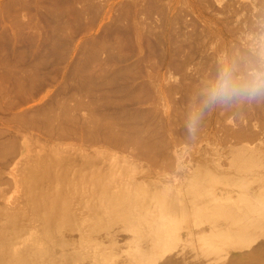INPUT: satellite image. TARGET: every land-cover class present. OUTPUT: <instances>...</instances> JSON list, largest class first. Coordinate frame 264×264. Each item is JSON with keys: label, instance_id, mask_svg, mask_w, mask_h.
Here are the masks:
<instances>
[{"label": "rangeland", "instance_id": "obj_1", "mask_svg": "<svg viewBox=\"0 0 264 264\" xmlns=\"http://www.w3.org/2000/svg\"><path fill=\"white\" fill-rule=\"evenodd\" d=\"M256 18H264V0H0V232H2L0 239H6V242L0 243V246L4 244L3 248L0 247L3 251H1L3 257L0 255V264H15L14 262L23 264L26 260L27 264L33 262L63 264L68 257L66 264H77L79 260L78 264H84L86 261L85 264H102L100 262L121 264L123 259H133L135 264H159L172 253L173 247L175 264H207L210 260L214 261L215 253L208 254L206 250L197 247L198 243L188 241V236L181 230V225L190 221L191 226H196L194 224L198 223L201 210L209 214V217L213 214L214 217H221L224 205L235 207L237 213L242 212L251 203L257 206V211L264 210V201L254 199L253 203L247 198L249 192L246 185L252 180L262 178L263 173L255 168L256 166L252 168L240 166L238 161H235L237 152H234L245 147L253 153L261 151V155L260 153L257 155L262 157L261 162H263L264 103H259L262 106L252 103L253 105L217 106L211 109L198 140L187 153L183 144V121L190 99L197 93L201 83L214 74L218 59L225 54L233 53L242 45L246 33L253 29ZM118 33L122 37L121 41L116 37ZM138 88H141L140 91ZM111 96L114 98H110ZM117 98L119 100H115ZM38 155L40 159L42 158L41 161L44 158L45 160L48 158V161L41 162L38 160ZM49 161L53 165L57 163L56 167L52 168ZM34 162L36 165L47 164L46 167L51 165V171H48L51 173L47 176L52 174L54 177L50 176L52 180L47 177L50 182L46 183L42 180L44 177H39L38 174L42 173L43 169L41 166L40 171L36 166L37 175L33 173L42 183L45 182L43 185L46 187L43 188L46 189L48 186L46 190H50L47 191L49 196H53L51 192L57 193L60 190L56 188L59 185L65 190L62 191L63 193L66 191L71 193L69 197V193H64L63 196L62 193H58L61 198L65 195L69 198V206L66 204L68 207L65 208L71 209L73 206L71 210L63 209L65 206L63 202L67 203L66 197L65 201L63 199L59 201L63 203V207L58 203L61 213L62 210H65V213L67 210L69 218L73 216V221L67 224L69 227L73 222L71 223L73 228L70 226L66 229L65 226L67 233L60 230L64 225L60 228L56 226L59 224L57 220L53 225L54 229L51 227L52 232L55 233L51 237L49 226L55 221L48 226L41 217L43 211L36 209L39 197L35 198V196L43 195L46 191L41 188L43 192L36 191L38 194H35L37 187L31 189L35 194L33 198L36 202L30 195L31 191L30 193L28 191L27 185L30 181L27 176L30 170L34 172L30 169ZM87 174L90 175L91 183H88ZM202 174H210L214 181L206 182L208 185L210 183L209 188L208 185L206 187L203 184L199 190H192L196 187L194 183L203 179ZM25 179L27 183L24 182ZM106 180L112 187L110 192H113L114 197L117 193L119 194L117 196L123 194L128 196L136 192L134 189L144 185L142 188L148 189V192L155 190L156 194H165L166 197L170 196L169 200L173 198L177 201L174 203L177 206H175L176 211L172 201L169 202L166 197L163 204V200L159 199L160 203L159 200L156 201L159 195L155 196V192L152 194L154 197L151 193L149 196L142 192L146 197H143L144 194L141 195L139 201L146 198L141 202L146 210L144 208L142 213L141 209L139 215L137 214L142 220L139 225L136 221L135 224L129 222L133 225H130L133 227L131 230L133 233L123 221H121L123 224L119 225L125 229V224L130 236L127 234V229L123 230L118 226L115 228L118 231L122 229L127 235L123 233L122 236L123 231L118 233L114 227H109L107 230L104 227L108 223L105 212L107 208L102 211L104 206L107 207L106 199L104 200L107 197L101 198L104 194H99ZM112 181L115 183L113 184ZM97 182H102L103 186L100 184L97 188L98 184L95 185ZM82 184L83 186L86 184L84 189ZM90 184L95 187H91ZM77 188L81 191L78 192ZM85 188L89 189L85 191L86 194L83 193ZM93 189L95 191L100 189V192L97 193ZM122 189H125L126 193ZM127 189H131L132 192ZM141 190L136 192L137 197L140 196ZM48 195L46 197L50 199L51 196ZM60 195L53 198H58ZM148 196L150 201H147ZM76 197L77 199L79 197V200ZM151 197L156 199L153 200ZM189 202L190 206L187 207L185 204ZM165 206L170 210L173 206L174 211L168 210ZM185 206L193 212L188 211L192 213L191 217L187 214L188 209H184ZM69 211L73 215L70 216ZM101 211L102 217L104 216L106 220L99 218ZM1 213L4 216H1ZM8 214L14 220L13 230L7 223L11 219L6 221ZM94 216L98 219L93 218ZM148 220H151L149 222H152L154 227L158 226L156 230L154 227L150 228L152 223L150 227L148 226ZM43 221L47 225V230ZM102 221L106 222L105 225ZM99 223L104 225V228L99 225L103 228L102 231L97 226ZM54 226L59 229H55ZM6 227L11 229L8 230ZM70 228L74 229V232L78 231L76 232L78 235L72 233ZM149 228L155 230L154 235L152 231L149 232ZM48 229L50 235L47 233ZM96 229H99L98 232ZM238 229L236 222L227 221L224 238L228 241L239 240L240 237L232 235ZM105 230L108 232L100 236ZM139 230L148 234L143 231L138 232ZM117 233L120 235L116 236ZM150 233L152 238L148 236ZM65 234L68 236L66 237ZM72 235L75 238L77 236L78 240L77 238L76 240L82 245L78 242V246L74 245L76 243L74 238H69H72ZM155 235L160 236L161 240H156ZM81 236L82 241H80ZM64 237L72 240L73 245L70 241L64 240ZM143 237H147L149 241L154 237L156 241H150L152 248L151 245L148 246L149 241L148 244L146 243L147 238ZM254 237L257 243L264 245V234ZM143 239L146 240L145 245H142ZM62 240L68 243L63 244ZM205 241L211 240L208 238ZM103 242L106 244H101ZM113 242H116V246ZM177 242L179 243L176 244ZM69 243L71 246L68 245ZM85 243L87 245L83 246ZM74 246L81 247L76 249ZM145 247H149V250ZM123 248L131 252L127 253ZM13 249L16 251L14 252ZM51 249H53L52 253ZM45 250L46 253L49 250L48 253L51 254H46ZM77 250L81 253H78L79 257L76 255V252H79ZM9 251L12 253L10 254ZM39 251L44 253L39 254ZM15 253L22 254L23 257ZM68 253L74 255L70 256ZM84 254L90 256L89 260L84 258ZM107 259L110 261L108 262ZM258 263L264 264L263 261L256 262Z\"/></svg>", "mask_w": 264, "mask_h": 264}, {"label": "bare ground", "instance_id": "obj_2", "mask_svg": "<svg viewBox=\"0 0 264 264\" xmlns=\"http://www.w3.org/2000/svg\"><path fill=\"white\" fill-rule=\"evenodd\" d=\"M252 22V21H251ZM252 24V23H251ZM237 27H239V26H237ZM240 29V28H239ZM129 30V29H128ZM241 30V29H240ZM121 32V31H120ZM129 32H130V30H129ZM136 33H138V32H136ZM143 33V32H142ZM120 33H118V35H119ZM127 34V33H126ZM135 34V33H134ZM118 35H116V37L118 38V39H120V41H121V39H122V37H121V35H119V37H121V38H119L118 37ZM150 35V34H149ZM129 36V35H128ZM151 37H152V35H151ZM130 38V37H129ZM139 38V37H138ZM145 38V37H144ZM133 39V38H132ZM150 39H152V38H150ZM117 40V39H116ZM119 41V40H118ZM120 41H119V43H120ZM125 41V40H124ZM127 41V40H126ZM137 41H138V39H137ZM117 42V41H116ZM140 42V41H139ZM118 43V44H119ZM147 43V42H146ZM148 45V44H147ZM153 45V44H152ZM158 49V48H157ZM162 49V48H161ZM151 50V49H150ZM148 51V50H147ZM153 51V50H152ZM159 51V50H158ZM151 54V53H150ZM181 55V54H180ZM156 56V55H155ZM163 56V55H162ZM177 61V60H176ZM148 62H149V59H148ZM151 62V61H150ZM186 62V61H185ZM140 64V63H139ZM149 64V63H148ZM152 64V63H151ZM142 65V64H141ZM178 65V64H177ZM151 66V65H150ZM137 70V69H136ZM147 70V69H146ZM145 70V71H146ZM139 72V71H138ZM120 73V72H119ZM134 73V72H133ZM122 75V74H121ZM129 75V74H128ZM134 75H135V73H134ZM125 77V76H124ZM128 77V76H127ZM134 77V76H133ZM116 79V78H115ZM128 79V78H127ZM134 85V84H133ZM133 85H132V87H133ZM151 86V85H150ZM131 87V88H132ZM88 88H89V86H88ZM92 88H94V86H92ZM92 88H91V90H92ZM128 88V87H127ZM137 88V87H136ZM109 89V88H108ZM139 89H141V88H138V90ZM90 90V91H91ZM137 90V89H136ZM95 91V90H94ZM140 91V90H139ZM139 93V92H138ZM109 96V95H108ZM138 96V95H137ZM110 98H114V97H110ZM136 98V97H135ZM109 100V99H108ZM112 100V99H111ZM111 100H109V101H111ZM115 100H119L118 98L117 99H115ZM130 100H131V98H130ZM108 101V102H109ZM124 101V100H123ZM113 102H115L114 100H113ZM105 104H106V102H104ZM110 103V102H109ZM118 104H119V102H118ZM258 104V103H257ZM107 105V104H106ZM253 105V104H252ZM259 106H262V105H260V104H258ZM264 105V104H263ZM109 106V105H108ZM114 106V105H113ZM255 106V105H254ZM257 106V105H256ZM251 107V106H250ZM264 107V106H263ZM262 108V107H261ZM258 109V108H257ZM258 110H261V109H258ZM244 111V110H243ZM245 112V111H244ZM249 112V111H248ZM264 112V111H263ZM262 112V113H263ZM259 114V113H258ZM264 120V119H263ZM264 123V122H263ZM108 124V123H107ZM221 124V123H220ZM106 127L108 126V125H105ZM246 126V125H245ZM247 129V128H246ZM109 130H110V128H109ZM112 130V129H111ZM247 131V130H246ZM112 132V131H111ZM242 132V131H241ZM113 136V135H112ZM116 136V135H115ZM238 137V136H237ZM114 138V137H113ZM128 139V138H127ZM132 139V138H131ZM125 141V140H124ZM132 141H134V139H132ZM136 142V141H135ZM141 143V142H140ZM136 144H137V142H136ZM149 145V144H148ZM144 146V145H143ZM245 146V145H244ZM243 145H242V147H244ZM239 147V146H238ZM241 147V146H240ZM234 148V147H233ZM232 148V149H233ZM235 148H237L236 146H235ZM246 148V147H245ZM245 148H242V149H238L237 151H234L235 153L237 152V156H235V161L237 162L238 161V163L240 164V166H248V168L249 167H255V168H258L262 173H263V177L262 178H259V179H257V180H252L250 183H248V184H246L247 185V191L249 192V196H247V198H250V200L252 201V200H254V199H256V200H259V201H264V158H263V162H261L262 161V157H260L259 155H261V151L260 152H256V153H253L252 151H250V150H247V149H245ZM147 149V148H146ZM248 149H249V147H248ZM255 149H257V148H255ZM260 149V148H259ZM152 150H153V148H152ZM151 150V151H152ZM235 150V149H234ZM143 151H144V149H143ZM147 151V150H146ZM150 151V150H149ZM263 153H264V151H262ZM55 153V152H54ZM146 153V152H145ZM148 153V152H147ZM257 153L259 154V155H257ZM149 154H151V153H149ZM263 155V154H262ZM39 156V155H38ZM57 157H58V154H57ZM60 157V156H59ZM32 158V157H31ZM42 159V158H41ZM41 159H40V156L38 157V160H40L41 161ZM47 160H45V158L43 159L44 161H48V158H46ZM49 159H51V156L49 157ZM31 160V159H30ZM37 160V161H38ZM42 160V161H43ZM53 160V159H52ZM41 161V162H42ZM51 161V160H50ZM49 161V163H51ZM56 161H57V159H56ZM36 162V161H35ZM34 162V163H35ZM39 163V162H38ZM46 163H48V162H46ZM55 163V162H54ZM57 163H55V165H56ZM34 166V168H32L33 166ZM32 165H30V166H32V167H30V169H32L34 172H32L31 170H30V172L33 174V173H37L38 174V170L40 171L41 170V168H43L42 169V173L40 172L38 175H39V177L40 178H45V176H46V178L49 176H47V174H50V173H48V171H51V169H50V166L53 168V166L54 167H56L55 165H53V163H51V165L47 168L46 167V165L47 164H44L43 165V163H42V165H40V163H39V165H36V163L35 164H32ZM236 165H237V163H236ZM39 168H37V167ZM40 166H41V168H40ZM44 166V167H43ZM242 166V167H243ZM47 168V170H46V168ZM44 168H45V170H44ZM214 168V167H213ZM35 169H38V170H35ZM49 169V170H48ZM198 169H200V168H198ZM57 170V169H56ZM206 170V169H205ZM216 170V169H215ZM26 171V170H25ZM37 171V172H36ZM53 171V170H52ZM203 171V170H202ZM209 171V170H208ZM247 171V170H246ZM245 171V172H246ZM30 172H28V175L30 176V175H32ZM54 172H55V170H54ZM57 172V171H56ZM58 172H60V171H58ZM63 172H64V170H63ZM199 172V171H198ZM237 172V171H236ZM259 172V171H258ZM30 173V174H29ZM210 173H211V171H210ZM257 173V172H256ZM35 174H33L31 177H29V176H27L29 179V181H30V183H29V181H28V185L27 186H29V188H28V191H29V193H30V191H31V193H33L32 192V190L31 189H33V188H36L37 187V189L39 188V190L42 188V189H44L46 192H43V190L41 189L40 191L39 190H37V189H35V194H38V193H36V191L37 192H39V193H42L43 192V195H45V196H43L42 194H39V195H36L35 196V198L38 196L39 198H37V202L35 201L36 199L35 198H33L34 196L33 195H35L34 193L33 194H31L30 193V195H31V197L33 198V200L36 202V205H37V207H36V209L38 210V211H40V210H42L43 211V215L41 216L43 219H44V221L46 222V224H48V226H49V224L51 225V223L52 222H54L51 226H49L50 227V229H51V227H52V229H54L53 228V225L56 223V221L58 220L59 221V224H56V226H58L59 228H60V226L61 225H64V226H61V229L60 230H63V231H65V233H67V231L65 230V226L67 227L68 225L67 224H69V222L72 220L73 221V216L72 217H70V218H72V219H70L69 218V216H68V213H67V210H71L72 208H73V206H71L72 208L71 209H67V208H65L67 205H68V203H69V198H67V196L65 195L64 196V198L62 197L61 198V195L63 196L64 195V193L66 194L67 193V191L66 192H62V191H65V190H63L62 188H61V186L59 185V187H56V188H58V189H60L59 191H61V192H59V191H57V193L55 192H51V193H53L52 195L53 196H51V198L50 199H48L47 197H46V195H48V193H47V191H50V190H46V189H48V186H47V188L45 189V188H43V183L45 184V182L47 183V182H50V180H52L51 179V177L50 176H52V177H54L52 174L49 176V178H50V180H48L49 178H43L42 180L44 181L45 180V182H41L40 181V178H38L37 176H34ZM36 174V175H37ZM40 174H42L43 176H41ZM44 174H46V175H44ZM56 174V173H55ZM60 174H62V173H60ZM59 174V175H60ZM78 174V173H77ZM197 174V173H196ZM195 174V175H196ZM200 174V173H199ZM203 174H205V173H203ZM202 174V175H203ZM239 174V173H238ZM79 175V174H78ZM81 175V174H80ZM83 175V174H82ZM88 176V178L90 177V175L89 174H87ZM201 175V176H202ZM214 175V174H213ZM216 175H218V174H216ZM248 175V174H247ZM256 175V174H255ZM255 175H253V176H255ZM71 176V175H70ZM85 176V175H84ZM95 176V175H94ZM94 176H92V178L94 177ZM205 176V177H204ZM215 176V175H214ZM218 176H220V174L218 175ZM233 176V175H232ZM86 177V176H85ZM200 177V176H199ZM251 177H252V174H251ZM256 177H261V176H256ZM26 178V177H25ZM59 178V177H58ZM87 178V179H88ZM104 178V177H103ZM102 178V179H103ZM202 178V177H201ZM222 178V177H221ZM221 178H219V179H221ZM68 179V178H67ZM83 179V178H82ZM96 179V178H95ZM100 179V178H99ZM105 179V178H104ZM107 179V178H106ZM197 179H199V178H196V180ZM233 179V178H232ZM231 179V180H232ZM22 180V179H21ZM54 180H55V178H54ZM53 180V182H55ZM69 180V179H68ZM79 180V179H78ZM89 180V182L88 183H91V180H90V178L88 179ZM98 180V179H97ZM108 181L110 180V179H107ZM106 180V183L108 182ZM210 180L212 181H214V179H211V176H210V174L209 175H203V179L202 180H197L196 181V183H194V184H196V187L194 188V189H192V190H199L202 186H203V184H205L206 185V187H207V185H208V183H206V182H210ZM229 180V182H231L230 181V179H228ZM42 183V186H40L41 185V183ZM56 181L58 182V180L56 179ZM62 180L60 179V182H61ZM67 181V180H66ZM65 181V182H66ZM84 181V180H83ZM101 181V180H100ZM104 181V180H103ZM194 181V180H193ZM25 183H27L26 182V179H25V181H24ZM39 184H38V183ZM52 182V183H53ZM65 182H63V183H65ZM80 182V181H79ZM82 182V181H81ZM94 182V181H93ZM98 182H99V180H98ZM95 183V185L96 184H98V187L97 188H99V185L102 183V182H100V183ZM113 182V181H112ZM205 182V183H204ZM236 182V181H235ZM235 182H234V184H235ZM62 183V182H61ZM60 183V184H61ZM68 183V182H67ZM67 183H65V184H67ZM83 183V182H82ZM106 183H103V184H105L106 185ZM115 182H113V184H114ZM129 183V182H128ZM233 183V182H232ZM38 184V185H37ZM54 184V183H53ZM79 184V183H78ZM93 184V183H92ZM103 184H101V186H103ZM193 184V185H194ZM231 184V183H230ZM47 185V184H46ZM57 185H58V183H57ZM69 185H72V184H69ZM77 185V184H76ZM95 185L93 186V185H91L90 184V186L92 187H95ZM104 185V186H105ZM107 185H108V183H107ZM107 185L104 187H102V189H103V191H107V192H109L110 194V196L109 195H107L108 193L107 192H103L102 191V189H101V193H99L100 192V189L98 190V191H95L94 189V191L95 192H97V193H99V194H104L105 195V193H106V196H104V195H102L101 196V198H104V197H107V198H104V200L106 201V204H107V207L106 206H104L105 208H104V210H102L103 212L105 211V209L107 208V210L105 211L106 212V219H107V221L106 222H108L107 224L109 225V226H106L105 225V223H104V221H102V223H104V227H106L105 229H107L108 230V228L110 227H116V226H118L119 228L121 227L122 228V226H120V225H122L123 223H127V226L130 228L129 230L131 231L132 229H133V227H131V226H133V225H131V224H129V222H132V223H134L135 221H136V223L138 222V224L137 225H139V222H142V220H140V218L138 217V215H139V213H140V210L142 211V213H143V209L145 208L144 206L145 205H141V202L143 201H145L146 200V198H144L143 200L141 199V202L139 201L140 200V198H141V195L143 196V194L144 193H146L147 195L149 194V193H151V195L152 194H154V192H155V190L153 191V192H151V191H149L148 192V189L147 190H145V188H142V187H144V185L142 186V187H139V189H134V190H136V192H138V190H140V189H144V191H142L141 190V192L139 193V195L140 196H138L137 197V193L136 192H134V190H133V188H132V191L134 192V193H136V195L134 194V193H131V194H129V193H127V194H129V195H131V196H125L124 194H123V196L121 195V196H117V195H119L118 193L117 194H115V197H114V194H113V192L111 193L110 192V185H108L109 187H107ZM111 185H112V183H111ZM209 185H210V183H209ZM209 185H208V188H209ZM26 186V185H25ZM26 186V187H27ZM53 186H55V185H53ZM85 187H86V184L84 185ZM84 186H83V184H82V187H83V189H84ZM97 186V185H96ZM137 186V185H136ZM136 186H135V188H136ZM139 186H141L140 184H139ZM150 186V185H149ZM148 186V187H149ZM186 186V185H185ZM192 186V185H191ZM44 187H46V186H44ZM62 187H66V186H62ZM76 187V186H75ZM80 187H81V185H80ZM80 187H78V188H80ZM127 187H129V185H127ZM130 187H131V185H130ZM187 187V186H186ZM55 187H54V191H56L55 189H56ZM67 188V187H66ZM72 188V187H71ZM78 188H77V190H78ZM109 188V190H107ZM112 188V187H111ZM123 188V187H122ZM138 188V187H137ZM152 188V187H151ZM188 188V187H187ZM204 188V187H203ZM207 188V189H208ZM25 189V188H24ZM52 189V188H51ZM57 189V190H58ZM92 189V188H91ZM150 189V188H149ZM157 189V188H156ZM190 189V188H189ZM243 189H245V188H243ZM27 190V189H26ZM34 190V189H33ZM68 190V189H67ZM74 191H75V188L73 189ZM72 190V191H73ZM80 190V189H79ZM79 190H78V192H79ZM89 190V189H88ZM88 190H86V188H85V190H84V194H86V192L88 191ZM123 190V192L125 191V189H122ZM150 190H152V189H150ZM202 190H204V189H202ZM42 191V192H41ZM70 191V190H69ZM71 191V192H72ZM74 191H73V193H74ZM81 191V190H80ZM86 191V192H85ZM114 191V190H113ZM127 191H131V189L129 190V189H127ZM131 191V192H132ZM148 193H147V192ZM161 191V190H160ZM26 192V191H25ZM81 192V193H82ZM91 192H92V190H91ZM90 192V193H91ZM122 192V191H121ZM120 191H119V193H121ZM142 192H144V193H142ZM167 192V191H166ZM174 192V191H173ZM187 192V191H186ZM188 192H189V190H188ZM191 192V191H190ZM199 192V191H198ZM27 193V192H26ZM50 192H49V194H51ZM58 193H62L61 195L60 194H58ZM69 193V192H68ZM67 193V194H68ZM72 193V194H73ZM90 193H89V196H90ZM93 193V192H92ZM96 193V194H97ZM115 193V192H114ZM124 193H126V191L124 192ZM157 192H155V194H156ZM194 193H196V192H194ZM55 194H57L56 196H54ZM71 193H69L68 194V197H69V195H70ZM78 194H80V193H78ZM126 194V195H127ZM28 195V194H27ZM29 195V196H30ZM43 196V197H41V196ZM60 195V197H58V198H53V197H57V196H59ZM80 195H82V194H80ZM79 195V196H80ZM94 195V194H93ZM112 195H113V197H112ZM135 195V196H134ZM150 194H149V196H151ZM157 195H159V197H157V199H156V197L154 198V199H156V201L157 200H163L164 202H163V204L165 203V199L167 198L168 200H169V198H170V196L169 195H167V196H169V197H166L165 196V194L163 195V194H156L155 196H157ZM163 195V196H162ZM49 196V195H48ZM49 196V197H50ZM71 196V195H70ZM75 196H76V194H75ZM84 196V195H83ZM82 196V198L84 199L85 197H83ZM149 196L147 197L148 199H149ZM163 197V198H161V197ZM31 197H29V198H31ZM46 197V198H45ZM65 197H66V199H67V203H65L66 201H65ZM72 197H74V194H73V196ZM93 197V196H92ZM94 197H96V196H94ZM143 197H146L145 196V194H144V196ZM152 197H154V195H152ZM151 197V199H153ZM164 197H166L165 199H164ZM173 196H171V198H172ZM190 197V196H189ZM239 197V196H238ZM31 198V199H32ZM42 198V199H41ZM100 198V199H101ZM195 198H197V197H195ZM195 198H193V200L195 199ZM206 198V197H205ZM31 199H29V200H31ZM38 199H39V201H38ZM48 199V200H47ZM63 199V201H65V202H63L64 204H65V206L63 207L62 206V204L63 203H60L61 202V200ZM76 199H77V197H76ZM95 199V198H94ZM153 199V200H154ZM190 199V198H189ZM188 199V200H189ZM41 200V201H40ZM43 200V201H42ZM71 200V199H70ZM73 200V199H72ZM77 200H79V197H78V199ZM99 199H98V197H97V201H98ZM102 200V199H101ZM152 200V201H153ZM160 200H159V203H160ZM168 200H167V202H168ZM171 200V199H170ZM169 200V202H171L172 201V204H173V208H175V206H176V204H174V203H177V201H174L173 200V198H172V200L170 201ZM176 200V199H175ZM191 200V199H190ZM32 201V200H31ZM60 201V202H59ZM76 201V200H75ZM84 201H86L85 199H84ZM89 201V200H88ZM87 201V202H88ZM91 201V200H90ZM89 201V202H90ZM147 201H150V199L149 200H147ZM174 201V202H173ZM195 201H196V199H195ZM99 202V201H98ZM205 202H207V201H205ZM253 202V201H252ZM58 203H60L61 204V206L63 207V209H67L66 210V213H65V210H62V213L59 211L60 210V208H59V206L60 205H58ZM83 203V202H82ZM102 203V202H101ZM147 203V202H146ZM162 203V202H161ZM203 203H204V201H203ZM254 203V202H253ZM32 204H33V202H32ZM40 204V205H39ZM67 204V205H66ZM72 205H73V203H71ZM74 204H76V203H74ZM90 204V203H89ZM95 204V203H94ZM105 203H103V205H104ZM105 204V205H106ZM142 204H144V203H142ZM162 204V205H163ZM171 204V205H172ZM190 202L189 203H187V204H185V205H187V207H189L190 205ZM206 204V203H205ZM85 205V204H84ZM97 205H98V203H97ZM169 205V204H168ZM170 205V206H171ZM69 206V205H68ZM67 206V207H68ZM80 206H81V204H80ZM86 206V205H85ZM93 206H95V205H93ZM146 206H148V204L146 205ZM164 206V205H163ZM35 206H33V208H34ZM61 207V208H62ZM98 206H96V208H97ZM143 207V208H142ZM172 207H171V210L169 209V207L167 206H165V208H168V210H170V211H172L173 209H172ZM177 207V206H176ZM30 208V207H29ZM74 208H75V206H74ZM87 208V207H86ZM91 208H93L92 206H91ZM95 208V209H96ZM99 208V207H98ZM151 208V207H150ZM242 208H244V206L242 207ZM257 206L255 205V204H248L245 208H244V210L242 211V212H240V213H237V211H236V208L234 207L233 208V206H223V209H222V212H221V217H214V214L213 215H211L210 217H209V214H207V213H203L202 212V210H201V214H200V219H199V221H198V223L196 222L194 225H196V226H191V222L189 221V222H186L185 224H182L181 225V230L183 231V232H185L186 233V236H188V241H190V242H192V241H194V242H196V243H198V245H197V247L199 246V248L200 249H202V250H206L207 252H208V254H214L215 253V256H216V259L214 260V261H209V263L210 264H256V262H258V261H263L264 262V245H262V244H259V243H257L256 242V238L254 237V236H257V235H259V234H264V210H262V211H257ZM35 209V210H36ZM103 209V208H102ZM184 209H188V208H186V206H185V208ZM75 210H76V208H75ZM84 210V209H83ZM144 210H146V208L144 209ZM175 211H176V208L174 209ZM173 210V211H174ZM41 211V212H42ZM64 211V212H63ZM91 211V210H90ZM98 212L100 215H99V218H103L102 217V215H103V212ZM169 211V212H170ZM187 211V214L189 215L190 214V216L189 217H191V214L193 213L192 211H191V209H188V210H186ZM188 211H191L192 213H188ZM221 211V210H220ZM15 212V211H14ZM14 212H13V214H14ZM19 212V211H18ZM35 212V211H34ZM41 212H39L40 214H41ZM72 212V211H71ZM76 213H77V210L75 211ZM135 214H134V213ZM144 212H146V211H144ZM148 212V211H147ZM151 212V211H150ZM153 212V211H152ZM168 212V211H167ZM4 213V212H3ZM9 213V212H8ZM23 213V212H22ZM75 213V214H76ZM155 213H157V212H155ZM155 213L153 214V215H155ZM10 215H11V213H9ZM8 214V216H9V218H8V216H7V219H6V221L8 220V219H11L9 222H7L8 224H9V226L8 227H12L13 225H14V220H12V217H10V215ZM17 214V213H16ZM19 214V213H18ZM21 214V213H20ZM69 214H70V216L71 215H73L72 213H70V211H69ZM85 214V213H84ZM86 214H87V212H86ZM93 214H97V212L96 213H94L93 212ZM105 214V213H104ZM138 214V215H137ZM147 214H149V213H147ZM162 214V213H161ZM171 214H172V212H171ZM15 215V214H14ZM13 215V216H14ZM23 215V214H22ZM37 215H38V212H37ZM77 215V214H76ZM75 215V216H76ZM88 215V214H87ZM134 215H136V217L134 216ZM142 215V214H141ZM158 215V214H157ZM179 215V214H178ZM194 215V214H193ZM1 216H4V214L2 215V213H1ZM26 216V215H25ZM28 216V215H27ZM34 216H35V214H34ZM80 216V215H79ZM90 216H93V215H90ZM145 216V215H144ZM143 216V217H144ZM159 216V215H158ZM161 216H163V215H161ZM15 217V216H14ZM24 217V216H23ZM38 217V216H37ZM40 217V218H41ZM78 217V216H77ZM76 217V218H77ZM83 217H84V215H83ZM86 217V216H85ZM135 217V218H134ZM6 218V217H5ZM4 218V219H5ZM20 217H18V219H19ZM41 218V219H42ZM75 218V219H76ZM93 218H96L95 216L93 217ZM145 218V217H144ZM150 219V217H147V219ZM152 218V217H151ZM154 218V217H153ZM158 218V217H157ZM74 219V220H75ZM84 219V218H83ZM96 219H98V218H96ZM103 219H105V218H103ZM103 219H101V220H103ZM105 219V220H106ZM133 219H136V220H134L133 221ZM146 219V220H147ZM160 219V218H159ZM2 220H3V218H2ZM40 220V219H39ZM81 220H82V218H81ZM86 220H87V218H86ZM91 220V219H90ZM101 220H100V222H101ZM144 220V219H143ZM153 220V219H152ZM155 220H157L156 218H155ZM161 220V219H160ZM230 220H233L234 222H236V224L238 225V227H239V229H238V231L237 232H235V233H233L232 235L233 236H236V237H240L239 238V240H227V239H225L224 238V233H225V226H226V222L227 221H230ZM19 221H21V220H19ZM44 221H43V225L45 226L44 228H45V230H47L46 229V227H47V225L46 224H44ZM85 221V220H84ZM121 221H123V223L121 222ZM149 221H151V220H148V222ZM154 221V220H153ZM11 222H13V223H11ZM16 222V221H15ZM18 222V221H17ZM75 222H76V220H75ZM78 222H79V219H78ZM83 222V221H82ZM92 222V221H91ZM99 222V221H98ZM97 222V223H98ZM144 223L146 222L147 223V221H143ZM5 223V222H4ZM3 223V225H6V224H4ZM40 223H42V222H40ZM71 223H73V222H71ZM71 223H70V225H69V227L71 226ZM77 223V222H76ZM76 223H75V225H76ZM87 223V222H86ZM102 223H99V224H97V226L98 227H100L99 225H101ZM121 223V224H120ZM152 222H149L148 224V226L150 227V224H151ZM155 223L156 224H158L156 221H155ZM7 224V225H8ZM11 224V225H10ZM13 224V225H12ZM15 224H17V223H15ZM89 224V223H88ZM120 224V225H119ZM125 224H124V227H125V229L124 228H122L123 230H126V231H128V227L126 228V226H125ZM135 224V223H134ZM141 224H143V223H141ZM140 224V225H141ZM153 224V223H152ZM198 224V225H197ZM82 225V224H81ZM91 224H89V226H90ZM94 225V224H93ZM95 225H96V223H95ZM131 225V226H130ZM147 224H145V226H146ZM15 226V225H14ZM42 226V225H41ZM56 226H54L55 227V229H59L58 227H56ZM85 226H87V225H85ZM102 226V225H101ZM102 226V227H103ZM142 226V225H141ZM145 226L143 225V228L145 229ZM8 227H6V228H8ZM17 227V226H16ZM43 227V226H42ZM62 227H64V228H62ZM69 227H67L66 229H68ZM72 227V226H71ZM78 227V226H77ZM91 227H92V225H91ZM102 227H100L99 229H101L100 231H102V229L104 228H102ZM147 227V226H146ZM152 227H154V224L153 225H151V227L150 228H152ZM158 227V226H157ZM156 225H155V230H156ZM15 228V227H14ZM73 228V227H72ZM72 228H70V229H72ZM83 228V227H82ZM85 228V227H84ZM90 228V227H89ZM94 228V227H93ZM96 228V227H95ZM137 228V227H136ZM141 228V227H140ZM142 228V229H143ZM150 228H149V230H150ZM3 229H4V227H3ZM11 229V228H10ZM9 228H8V230H10ZM52 229L50 230L51 231V235H50V231H49V229H48V232L47 233H49V235L52 237L53 235L52 234H55V233H53L52 232ZM69 229V230H70ZM99 229H96L97 230V232H98V230ZM117 228H115L114 230H116ZM122 229H119V231H118V229H117V231H118V233H120V231L122 230ZM143 229V230H144ZM148 229V228H147ZM11 230H13V227H12V229ZM15 230V229H14ZM41 230V229H40ZM68 230V231H69ZM74 229H72L71 230V232L72 233H75V235H78L77 233H78V231H73ZM76 230H78V229H76ZM81 230V229H80ZM86 230V229H85ZM84 230V231H85ZM94 230V229H93ZM110 230V229H109ZM122 230V231H123ZM137 230H138V228L136 229V233H137ZM143 230H141V231H143ZM155 230L153 229V231L152 230H150L149 232H151L152 231V234L154 235V233H155ZM3 231H5V230H3ZM53 231H55V230H53ZM57 231V230H56ZM55 231V232H56ZM87 231H89V230H87ZM117 231H115V233L117 232ZM121 231V232H122ZM140 230L138 231V232H141ZM148 231V230H147ZM37 232V231H36ZM36 232H34V233H36ZM42 232V231H41ZM59 232V231H58ZM70 232V231H69ZM70 232V233H71ZM77 232V233H76ZM95 232V231H94ZM104 232H108V231H103V232H101V235L100 236H102V234L104 233ZM129 232V231H128ZM127 232V234H128V236H130L129 234H130V232L128 233ZM144 233L146 232V231H143ZM154 232V233H153ZM159 232V231H158ZM157 232V233H158ZM0 233H2V232H0ZM40 233V232H39ZM39 233H38V235H39ZM60 233H61V231H60ZM87 233V232H86ZM93 233V232H92ZM116 234V236H118V235H120V234ZM123 233H125V231H123L122 233H121V235L123 236ZM131 233H133L132 231H131ZM147 234H148V232H146ZM4 234V233H3ZM14 234V233H13ZM43 234V233H42ZM111 234H114V233H111ZM110 234V235H111ZM126 233H125V235H127ZM2 235V234H1ZM37 235V234H36ZM62 235V234H61ZM66 235V234H65ZM84 235V234H83ZM82 235V236H83ZM86 235V234H85ZM89 236L91 235V233L90 234H88ZM108 235V234H107ZM110 235H109V237H110ZM137 235H138V233H137ZM150 235H151V233L148 235L149 237H150ZM160 235V234H159ZM42 236V235H41ZM63 236H64V234H63ZM68 235H66V237H67ZM82 236L80 237V241H82L81 239H82ZM104 236V235H103ZM115 236V235H114ZM143 236V235H142ZM157 235H155L154 237H156ZM161 237H162V235H160ZM160 236H158V237H160ZM2 237V236H1ZM5 237V236H4ZM39 237V236H38ZM56 237V236H55ZM54 237V238H55ZM60 237H62V236H60ZM66 237H64L63 239L64 240H68V241H70L71 243H72V240H70V239H73V240H75L76 241V243L74 244V245H77L78 246V243L80 244V245H82L80 242H78L77 240H78V238H77V236H76V238H77V240H76V238H75V236L73 237V235H72V238L71 237H69L70 239H68V238H66ZM84 237V236H83ZM92 238H93V234H92V236H91ZM113 237V236H112ZM154 237H153V240L152 239H150V241H156L157 239L159 240H161V237L160 238H158V237H156V240L154 239ZM164 237V236H163ZM6 238V237H5ZM41 238H43V237H41ZM47 238H48V235H47ZM46 238V239H47ZM89 238V237H88ZM94 238H95V236H94ZM106 237H104V239H105ZM114 238V237H113ZM123 238V237H122ZM121 238V239H122ZM143 238H147V237H143ZM150 238H152V237H150ZM209 238V240H211V241H205L206 239H208ZM39 239V238H38ZM45 239V238H44ZM62 239V238H61ZM86 239V238H85ZM98 239V238H97ZM110 239H112V238H110ZM109 239V240H110ZM116 239V238H115ZM114 239V240H115ZM128 239V238H127ZM6 240V239H5ZM5 240H1L0 239V243H2V241H5ZM42 240V239H41ZM48 240H49V238H48ZM60 240V239H59ZM91 240V239H90ZM144 240V239H143ZM34 241H35V239H34ZM61 241V240H60ZM75 241H73V242H75ZM102 241V240H101ZM128 241V240H127ZM145 241L146 240H144V242H143V244L142 245H145L144 243H145ZM149 241V239L147 238V241H146V243ZM149 241V242H150ZM6 242V241H5ZM4 242V243H5ZM33 242V241H32ZM49 242H50V240H49ZM58 242V241H57ZM62 242H63V244H65V243H68L67 241H63L62 240ZM65 242V243H64ZM78 242V243H77ZM104 242H106V241H104ZM104 242L103 243H101V244H103V245H105L104 244ZM117 242V241H116ZM116 242H113V244L115 243V246H116ZM120 242V241H119ZM135 242V241H134ZM54 243V242H53ZM71 243H69L68 245H70ZM96 243V242H95ZM127 243V242H126ZM125 243V244H126ZM179 242H177L176 244H178ZM7 244V243H6ZM55 244H57V243H55ZM62 244V245H63ZM92 244H94V241L92 242ZM100 244V243H99ZM128 244V243H127ZM126 244V245H127ZM137 244V243H136ZM135 244V245H136ZM140 244V245H141ZM148 244V243H147ZM175 244V245H176ZM4 245V244H3ZM3 245L2 246H0V247H2L3 248ZM10 244H8V246H9ZM67 245V246H68ZM72 245H73V243H72ZM85 245H87L86 243L83 245V246H85ZM123 245V244H122ZM125 245V246H126ZM133 244H131V246H132ZM149 245H151V242H150V244H148V246ZM174 245V246H175ZM8 246H6V247H8ZM42 246V245H41ZM50 246V245H49ZM65 246V245H64ZM71 246V245H70ZM82 246V247H83ZM95 246V245H94ZM114 246V247H115ZM63 247V246H62ZM66 247V246H65ZM76 249H78V248H80V247H76V246H74ZM101 247V246H100ZM114 247H112V249L114 248ZM139 247V249H142V247H140V246H138ZM2 248H0V255H1V249ZM74 248V249H75ZM89 248H91V247H89ZM97 248V247H96ZM116 248V247H115ZM145 248H147V247H145ZM144 248V249H145ZM150 248H152V245L150 246ZM83 249V248H82ZM101 249V248H100ZM108 249V248H107ZM124 249V248H123ZM4 250V249H3ZM7 250V249H6ZM9 250H11V248L9 247ZM14 250V249H13ZM39 250V249H38ZM43 250V249H42ZM52 250L53 249H51L50 251H51V253H52ZM84 250V249H83ZM99 250V249H98ZM124 250H126L127 251V253H129V252H131V250H127V249H124ZM124 250H122V252L124 251ZM147 250H149V247L147 248ZM172 250V253H170L169 254V256H167L166 257V259L164 260V262H161V263H159V264H175L174 263V255H175V253H173V251H174V247L171 249ZM180 250V249H179ZM16 250H14V252H15ZM49 251V250H48ZM48 251H47V253H46V250H45V253L46 254H51V253H48ZM73 251V250H72ZM75 251V250H74ZM77 251H79V252H76V255H78V253H80V250H77ZM89 251V250H88ZM96 251V250H95ZM108 251V250H107ZM129 251V252H128ZM140 251V250H139ZM151 251H153V249H151ZM198 251H199V249H198ZM3 252V251H2ZM7 252V251H6ZM5 252V253H6ZM20 252V251H19ZM22 252V251H21ZM71 252V251H70ZM69 252V253H70ZM156 252V251H155ZM4 253V254H5ZM9 253H10V251H9ZM12 253V252H11ZM10 253V254H11ZM40 253H44V252H40L39 251V254ZM68 253V254H69ZM88 253V252H87ZM86 253V254H87ZM97 253V252H96ZM95 253V254H96ZM104 253V252H103ZM140 253V252H139ZM8 254V253H7ZM16 254V253H15ZM19 254V253H18ZM74 254H75V252H74ZM73 253L71 254V255H74ZM81 254V253H80ZM98 254V253H97ZM100 254V253H99ZM138 254V253H137ZM17 255V254H16ZM20 255V254H19ZM19 255H17V256H19ZM48 255V256H49ZM65 255V254H64ZM67 255V254H66ZM70 255V254H69ZM70 255V256H71ZM90 255V254H89ZM94 255V254H93ZM134 255V254H133ZM135 255H136V253H135ZM152 255H154V254H152ZM199 255H201L200 254V252H199ZM255 255V256H254ZM2 256V255H1ZM15 256V255H14ZM13 256V257H14ZM20 256H22L23 257V255L21 254ZM19 256V257H20ZM82 256V255H81ZM80 256V257H81ZM84 256H85V254H84ZM83 256V257H84ZM95 256V255H94ZM93 256V258H95ZM99 256V255H98ZM97 256V257H98ZM104 256V255H103ZM117 256V255H116ZM149 256V255H148ZM3 257V256H2ZM12 257V258H13ZM41 257H42V255H41ZM45 257H47V255L45 256ZM65 257V256H64ZM74 257V256H73ZM78 257H79V255H78ZM82 257V258H83ZM88 257H90V256H88ZM87 256H85L84 258L86 259H88L89 260V258H88ZM138 257V256H137ZM256 257V258H255ZM44 258V257H43ZM50 258V257H49ZM52 258V257H51ZM69 258V257H68ZM67 258V259H68ZM84 258H83V260H84ZM92 258V257H91ZM99 258V257H98ZM135 258H136V256H135ZM145 258H146V256H145ZM145 258H143V259H145ZM234 258V259H233ZM0 259H1V257H0ZM41 259V258H40ZM45 259V258H44ZM43 259V260H44ZM52 259H54V257L52 258ZM55 259H57V258H55ZM64 259V258H63ZM67 259H65V261L67 260ZM70 259H72V258H70ZM86 259V260H87ZM97 259V258H96ZM110 259H111V256H110ZM136 259H138V258H136ZM3 260V259H2ZM5 260V259H4ZM42 260V261H43ZM62 260V259H61ZM94 260V259H93ZM98 260V259H97ZM102 260V259H101ZM105 260V259H104ZM108 260V259H107ZM146 261L148 260V259H145ZM258 260V261H257ZM25 261V260H24ZM29 261V260H28ZM40 261V260H39ZM55 261L56 260H54V262L53 263H55ZM65 261H64V263L63 264H66L65 263ZM80 261V260H79ZM79 261L77 262V264L79 263ZM110 260H108V262H109ZM116 261V260H115ZM133 261V262H132ZM140 261V260H139ZM9 262V261H8ZM27 262V260L24 262L25 264H27L26 263ZM30 262H32V261H30ZM56 262H58V259H57V261ZM60 262V261H59ZM62 262H63V260H62ZM71 262V261H70ZM75 262H76V260H75ZM81 262H83V261H81ZM80 262V263H81ZM87 262V261H86ZM85 262V263H86ZM89 262V261H88ZM105 262V261H104ZM112 262H114V261H112ZM10 263V262H9ZM15 264H16V262H14ZM19 263H20V261H19ZM22 263V262H21ZM20 263V264H21ZM23 263V264H24ZM47 263H49V262H47ZM51 263V262H50ZM67 263H68V261H67ZM84 263V264H85ZM94 263V262H93ZM96 263V262H95ZM97 263H98V261H97ZM100 263H102L103 264V262H100ZM135 264L134 263V260L133 259H129V260H127V259H123L122 260V262H121V264ZM144 263V262H143ZM209 263H207V264H209ZM12 264V263H11ZM30 264V263H29ZM33 264H34V262H33ZM37 264V263H36ZM60 264V263H59ZM70 264V263H69ZM76 264V263H75ZM88 264H91V263H88ZM110 264H111V262H110ZM113 264V263H112ZM116 264V263H115ZM181 264V263H180ZM259 264V263H258Z\"/></svg>", "mask_w": 264, "mask_h": 264}, {"label": "clouds", "instance_id": "obj_3", "mask_svg": "<svg viewBox=\"0 0 264 264\" xmlns=\"http://www.w3.org/2000/svg\"><path fill=\"white\" fill-rule=\"evenodd\" d=\"M252 103H264V18L254 20L237 50L218 59L214 74L190 99L183 121L186 153L198 140L211 109Z\"/></svg>", "mask_w": 264, "mask_h": 264}]
</instances>
